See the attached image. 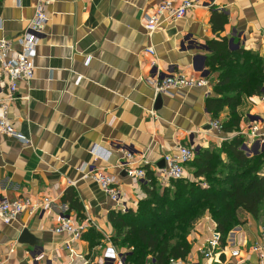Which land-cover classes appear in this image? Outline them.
I'll list each match as a JSON object with an SVG mask.
<instances>
[{"label": "crops", "instance_id": "1", "mask_svg": "<svg viewBox=\"0 0 264 264\" xmlns=\"http://www.w3.org/2000/svg\"><path fill=\"white\" fill-rule=\"evenodd\" d=\"M36 1H2L0 39L13 40L15 50L20 49L16 38L33 17ZM162 1L75 0L74 51V1L55 0L48 6L34 78L19 82L21 98L9 105L11 121L29 142L0 132V197L28 196L39 201L50 197L53 203L33 215L25 212L10 224L0 220L1 264H114L101 257L108 245L105 234L113 232L110 213L120 207L88 173L102 167L117 177L124 210L136 209L146 195L145 180L129 175L121 165L127 152L136 158L144 153L145 165L166 185L157 169L165 167L164 155L178 143L196 150L219 148L222 141L242 131L249 154L264 148L259 142L247 143L245 134L252 124L264 131V86L261 94L244 99L238 131L211 128L210 122H223L229 109L214 118L206 107L218 77L207 66L208 41L217 37L212 12L218 9L228 15L220 35L228 37L232 49L256 51L264 61V0H195V7L183 18L164 21L149 36L147 18ZM172 73L204 77L210 85L179 87L156 96L150 81L157 74ZM5 86L0 80V102L5 100ZM69 188L84 206L83 217L63 201ZM63 214L94 219L105 243L91 248L83 238L70 240L66 233L55 232ZM240 215L244 222L230 231L226 246L215 248L208 257L204 250H209L219 232L206 213L190 231L189 254L177 263L264 264L251 250L264 239V207L258 218L244 211ZM25 228L35 236L36 245L19 241ZM234 249L240 251L238 256L232 255ZM147 264H155L154 259Z\"/></svg>", "mask_w": 264, "mask_h": 264}, {"label": "trees", "instance_id": "2", "mask_svg": "<svg viewBox=\"0 0 264 264\" xmlns=\"http://www.w3.org/2000/svg\"><path fill=\"white\" fill-rule=\"evenodd\" d=\"M210 20L217 37L208 41L207 66L218 77L206 107L214 118L228 108L222 130L238 131L243 118L239 108L244 99L262 93L264 61L256 51L232 49L228 37L220 35L228 23L224 11L214 9ZM244 143L245 136L237 134L222 141L219 148H201L187 164L191 175L170 179L166 185L159 183L149 166H144L145 197L136 209L110 213V238L118 250L126 249L127 264H147L150 259L155 264H172V260L184 259L191 250L190 231L206 213L217 224L221 247L226 246L230 231L244 222L241 212L259 217L264 207V149L249 154ZM63 201L78 216H84V206L74 189L66 191ZM82 238L91 248L105 243L94 226L83 231Z\"/></svg>", "mask_w": 264, "mask_h": 264}, {"label": "built area", "instance_id": "3", "mask_svg": "<svg viewBox=\"0 0 264 264\" xmlns=\"http://www.w3.org/2000/svg\"><path fill=\"white\" fill-rule=\"evenodd\" d=\"M54 1H36L33 17L30 19L26 29L16 38L20 49H13V40L0 39V80L6 85L5 100L0 102V132L19 138L27 143L29 141L17 131L9 117V105L21 98L18 96L19 82L25 81L26 83H30L34 78L36 49L45 34L46 25L49 20L47 8ZM196 3L195 0H183L180 4H175L173 0H163L157 6L154 13L147 18V34L152 36L164 21H174L183 18L190 9L195 7ZM148 51L154 55L156 54L153 47H149ZM150 83L154 85L156 96L169 93L171 90L179 87L191 88L210 85L209 79L207 78H195L182 73H172L164 76L157 74ZM210 127L222 131V123L218 120H212ZM239 134H244V132L240 131ZM245 134L248 135L249 141L247 143L259 142L261 145H264V131L258 124H252L250 130ZM196 151L193 146L178 143L174 151L164 155L165 167L157 169L161 180L164 183H169L170 179L185 177L187 175V164L195 157ZM93 152L96 156L95 149H93ZM125 156L126 159L121 165L125 168L126 172L139 179L147 180L146 169L144 168L145 163H147L145 154H142V158H136L133 153L127 152ZM88 175L118 204L121 210L125 209L124 194L117 177L108 173L102 167L92 169ZM52 203L53 200L50 197H45L41 201L33 200L28 196L16 197L14 199L0 197V220L10 224L17 220L23 213L27 212L33 215L41 209L49 207ZM63 208L64 211L68 210L66 205H63ZM91 226L102 231L91 217L79 220L73 218L71 215L63 214L60 217L58 225L54 227V231L57 233H66L70 240H77L81 239L83 231ZM105 237L108 245H105L101 258L103 260L108 259L114 264H127L125 262V254L119 252L113 245L110 235L105 234ZM209 244V250H204L205 256L208 257L212 255L215 248L220 247V234L217 233ZM66 246L68 248L70 247L69 241L66 242ZM251 250L257 253L260 260L264 262V239L262 242L254 244ZM239 252L238 249H234L232 255L238 256ZM177 261L172 260L171 263L175 264ZM180 262L177 264H194L193 262Z\"/></svg>", "mask_w": 264, "mask_h": 264}, {"label": "water", "instance_id": "4", "mask_svg": "<svg viewBox=\"0 0 264 264\" xmlns=\"http://www.w3.org/2000/svg\"><path fill=\"white\" fill-rule=\"evenodd\" d=\"M74 1V28H73V51L75 50L74 48V43H75V20H76V2ZM243 148L246 150V145L243 146ZM264 149V148H263ZM199 151V149H197ZM163 165L165 166V160H163ZM19 241L22 243H28L30 245H36L37 241L35 236L30 233L29 229L25 228L21 231V234L19 236Z\"/></svg>", "mask_w": 264, "mask_h": 264}, {"label": "rangeland", "instance_id": "5", "mask_svg": "<svg viewBox=\"0 0 264 264\" xmlns=\"http://www.w3.org/2000/svg\"><path fill=\"white\" fill-rule=\"evenodd\" d=\"M257 97V101H259V98H258V96H256ZM186 171H187V175H186V177L187 176H190L191 175V169L188 167V169H186ZM188 172H189V174H188ZM112 234V233H111ZM111 236V235H110ZM121 250H124V251H126V249L125 248H123V249H121ZM120 251V250H119Z\"/></svg>", "mask_w": 264, "mask_h": 264}]
</instances>
